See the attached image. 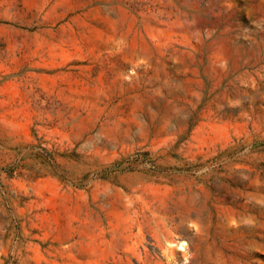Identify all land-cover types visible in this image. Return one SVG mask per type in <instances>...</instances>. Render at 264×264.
I'll return each instance as SVG.
<instances>
[{
	"label": "rangeland",
	"instance_id": "obj_1",
	"mask_svg": "<svg viewBox=\"0 0 264 264\" xmlns=\"http://www.w3.org/2000/svg\"><path fill=\"white\" fill-rule=\"evenodd\" d=\"M0 264H264V0H0Z\"/></svg>",
	"mask_w": 264,
	"mask_h": 264
},
{
	"label": "bare ground",
	"instance_id": "obj_2",
	"mask_svg": "<svg viewBox=\"0 0 264 264\" xmlns=\"http://www.w3.org/2000/svg\"><path fill=\"white\" fill-rule=\"evenodd\" d=\"M180 247L182 248V247H183V245H182V244H180Z\"/></svg>",
	"mask_w": 264,
	"mask_h": 264
}]
</instances>
